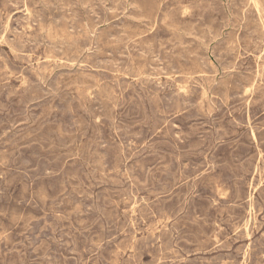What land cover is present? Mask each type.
<instances>
[{"label":"rangeland","instance_id":"obj_1","mask_svg":"<svg viewBox=\"0 0 264 264\" xmlns=\"http://www.w3.org/2000/svg\"><path fill=\"white\" fill-rule=\"evenodd\" d=\"M263 169L264 0H0V264H264Z\"/></svg>","mask_w":264,"mask_h":264},{"label":"bare ground","instance_id":"obj_2","mask_svg":"<svg viewBox=\"0 0 264 264\" xmlns=\"http://www.w3.org/2000/svg\"><path fill=\"white\" fill-rule=\"evenodd\" d=\"M22 75V74H21ZM192 79V78H191ZM178 86V85H177ZM252 90V89H251ZM184 92V91H183ZM264 170V169H263ZM134 205V204H133Z\"/></svg>","mask_w":264,"mask_h":264}]
</instances>
